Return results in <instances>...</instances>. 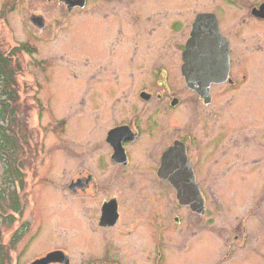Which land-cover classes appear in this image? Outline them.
Returning a JSON list of instances; mask_svg holds the SVG:
<instances>
[{"label":"flooded vegetation","instance_id":"af4514ba","mask_svg":"<svg viewBox=\"0 0 264 264\" xmlns=\"http://www.w3.org/2000/svg\"><path fill=\"white\" fill-rule=\"evenodd\" d=\"M12 14L50 52L9 46L48 67L23 111L55 139L34 150L38 179L59 188L63 164L82 263L126 264L114 255L128 241L142 242V264L264 263V0H0V20ZM196 28L222 47L220 80L184 73L187 50L195 67L213 50L188 47ZM59 68L76 94L54 90ZM24 154L21 144L19 175Z\"/></svg>","mask_w":264,"mask_h":264},{"label":"rangeland","instance_id":"374dc122","mask_svg":"<svg viewBox=\"0 0 264 264\" xmlns=\"http://www.w3.org/2000/svg\"><path fill=\"white\" fill-rule=\"evenodd\" d=\"M41 34L35 27L27 21L21 20L20 17L12 14L9 17V22H2L0 20V50L4 52L15 67L16 91L19 97L18 113L19 120L17 123L10 125L9 133L11 135L12 129L17 128L15 133V149L14 157L16 159L15 166L18 167L19 148L23 147L25 153L22 157V164H20L21 175H16L14 183H8L6 174L4 172L5 165L0 161V191L4 198L0 197V243L8 250L10 261L8 264H30L36 258L44 256L48 251L53 249H62L70 257L71 264H84L87 260L83 259L80 248H84L82 241H79L81 236L78 232V220L69 218V211L63 206L62 175L63 164L57 168L54 179L59 188H55L53 183L44 182L39 177L40 159L34 155V150L38 141L45 143L54 142L53 134L47 126L36 125V109L33 108L26 114L23 111L25 104L30 106L31 96L35 91L36 86L31 80L35 79L42 85L45 84V77L47 73V65H41L40 62L33 65L30 57L27 54H14L9 50V46L22 44L23 41H33L39 47L38 57L47 60L50 52L47 53L45 42H39ZM75 39L80 38L79 34L75 35ZM39 38V39H38ZM44 35L42 36V40ZM38 39V41L36 40ZM84 45V44H83ZM22 49V48H20ZM59 54L62 50H56ZM15 52V51H14ZM33 59V57H32ZM43 60V61H45ZM75 82L69 75L65 68H59L53 80V88L58 91L60 95L68 92L76 94L74 89ZM36 91L39 95L45 93L46 87H39ZM20 90V91H19ZM21 94V95H20ZM23 101V102H22ZM27 110V109H26ZM20 114V115H19ZM17 116V117H18ZM45 123V119L42 121ZM35 126V127H34ZM9 127V126H7ZM15 161V160H14ZM62 163V162H61ZM22 179V187L17 180ZM54 186V187H53ZM13 192L18 197V210L12 208ZM62 193V194H61ZM37 207V212H42V218L39 217L40 224L37 221L38 215L35 213L33 207ZM68 211V212H67ZM19 216H17V215ZM75 222V223H74ZM21 227V233L18 241H7L10 234L12 235L15 228ZM39 228H42L40 231ZM221 237H224V232L218 230ZM13 236L12 240L16 239ZM6 240L4 241V239ZM12 243H14L12 245ZM152 243V242H151ZM149 244V247L151 246ZM11 244V245H10ZM142 242L138 246V241H128L127 253L118 252L114 255L117 262H125L126 264H142ZM12 247V248H11ZM11 248V249H10ZM93 256V255H91ZM88 259V258H87ZM85 261L82 263V261ZM53 264V263H50ZM148 264H151L150 262ZM264 264V263H262Z\"/></svg>","mask_w":264,"mask_h":264},{"label":"trees","instance_id":"16d2710c","mask_svg":"<svg viewBox=\"0 0 264 264\" xmlns=\"http://www.w3.org/2000/svg\"><path fill=\"white\" fill-rule=\"evenodd\" d=\"M15 50L17 49L12 50V52L14 53ZM14 68L15 67L13 66L10 58L4 55V52L0 50V161L5 165L4 172L6 174V180L8 183H14L16 181V175H19L17 166H15L16 159L14 157V152L16 151V132L14 131H16L17 128L14 127L12 129L11 135L8 129L12 123L16 124V121L19 120V116L16 115L19 111L18 106L20 105L19 97L15 89L16 80L14 76ZM21 181L22 179L17 180L18 183ZM13 189L14 188H12V193L14 195L12 196V208H14V210H18V197L13 192ZM2 192L5 191L2 190ZM2 192L0 191V197L4 198L6 194L3 195ZM13 244L14 243H12V245ZM9 261L10 257L8 255V250H6L5 247L0 243V264H8Z\"/></svg>","mask_w":264,"mask_h":264},{"label":"water","instance_id":"95a60500","mask_svg":"<svg viewBox=\"0 0 264 264\" xmlns=\"http://www.w3.org/2000/svg\"><path fill=\"white\" fill-rule=\"evenodd\" d=\"M198 28H196L195 32H193L192 39L188 44V47L191 46H203L206 49H213L212 51H205L204 58L197 59L199 65L197 67L194 66V60L191 59L190 50H187L186 55V65L184 66V73L189 80L190 78H194L196 75L199 78L205 79L206 81H216L223 78V74L227 72V60L223 57V52L220 49L219 42L214 38V40H208L206 36L203 38V42H200L198 35ZM202 62V63H201ZM179 154L177 149L172 147L170 148L163 157L164 163L169 166H174V159L178 157ZM172 182L174 183V173L171 172L170 176H168ZM50 263H59V264H69V257L62 250H54L48 252L45 256L35 259L30 264H50Z\"/></svg>","mask_w":264,"mask_h":264}]
</instances>
